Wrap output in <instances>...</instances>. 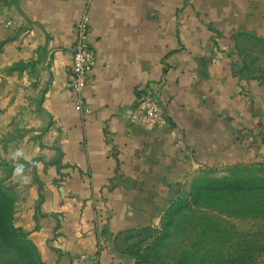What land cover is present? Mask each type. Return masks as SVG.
Here are the masks:
<instances>
[{
  "label": "crops",
  "instance_id": "obj_1",
  "mask_svg": "<svg viewBox=\"0 0 264 264\" xmlns=\"http://www.w3.org/2000/svg\"><path fill=\"white\" fill-rule=\"evenodd\" d=\"M87 13L97 65L79 110L69 67ZM245 35L264 39V0H0V183L44 264H121L116 237L159 225L190 178L261 155L239 134L264 138ZM149 85L155 131L129 118Z\"/></svg>",
  "mask_w": 264,
  "mask_h": 264
},
{
  "label": "rangeland",
  "instance_id": "obj_2",
  "mask_svg": "<svg viewBox=\"0 0 264 264\" xmlns=\"http://www.w3.org/2000/svg\"><path fill=\"white\" fill-rule=\"evenodd\" d=\"M236 43L246 75L264 84V39L245 35ZM246 130L239 133L246 140L244 148L253 154L260 148L261 155L227 170L202 169L190 178L159 225L116 237L121 264H264V192L208 193L199 204L191 196L193 186L205 179L264 177V138ZM0 186L15 201L13 188ZM14 223L19 239L8 242L9 236L0 232V264H44L36 244L21 232L15 218Z\"/></svg>",
  "mask_w": 264,
  "mask_h": 264
},
{
  "label": "built area",
  "instance_id": "obj_3",
  "mask_svg": "<svg viewBox=\"0 0 264 264\" xmlns=\"http://www.w3.org/2000/svg\"><path fill=\"white\" fill-rule=\"evenodd\" d=\"M16 1V0H12ZM7 26L15 22L9 19ZM91 25L88 13L77 23V39L72 47L73 62L69 67L70 86L77 95V108L84 110L83 93L89 84L92 72L97 65V52L90 40ZM130 121L148 131H155L165 124L164 106L155 87L149 85L130 114ZM94 264H100L98 256Z\"/></svg>",
  "mask_w": 264,
  "mask_h": 264
},
{
  "label": "trees",
  "instance_id": "obj_4",
  "mask_svg": "<svg viewBox=\"0 0 264 264\" xmlns=\"http://www.w3.org/2000/svg\"><path fill=\"white\" fill-rule=\"evenodd\" d=\"M264 192V177H223L205 179L201 184L194 185L191 196L194 204H199L203 195L208 193ZM15 201L8 191L0 186V232L5 233L8 242L19 239V228L14 223ZM164 219V218H163ZM22 232V230H21ZM13 245L17 246L16 243Z\"/></svg>",
  "mask_w": 264,
  "mask_h": 264
}]
</instances>
